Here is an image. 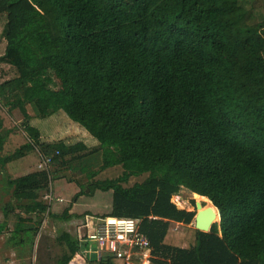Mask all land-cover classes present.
I'll use <instances>...</instances> for the list:
<instances>
[{
    "label": "trees",
    "instance_id": "obj_1",
    "mask_svg": "<svg viewBox=\"0 0 264 264\" xmlns=\"http://www.w3.org/2000/svg\"><path fill=\"white\" fill-rule=\"evenodd\" d=\"M1 15L0 62L16 75L0 82V103L21 110L28 141L0 166L34 148L50 158L44 168L4 176L0 233L15 215L12 245L31 243L36 231L22 213L77 216L71 204L51 212L40 193L67 177L60 169L76 174L97 164L74 201L111 190L101 219H134L149 240L150 264H264L263 16L251 21L243 0H0ZM28 104L38 118L63 111L91 137L43 141ZM117 165L119 175L94 178ZM182 188L199 209L219 210L209 231L171 201ZM56 241L65 248L53 264L74 256L122 264L98 255L88 234L60 230Z\"/></svg>",
    "mask_w": 264,
    "mask_h": 264
},
{
    "label": "rangeland",
    "instance_id": "obj_2",
    "mask_svg": "<svg viewBox=\"0 0 264 264\" xmlns=\"http://www.w3.org/2000/svg\"><path fill=\"white\" fill-rule=\"evenodd\" d=\"M246 9L250 11L251 21H259L260 17H264V0H243ZM4 23V15L0 16V55L3 53L5 40L1 37V30ZM16 75L15 69L6 63L0 62V82ZM58 88L57 84H54ZM26 111L30 116L29 122L36 126L41 132L43 141H53L64 139L74 141L79 138H90L91 135L86 128L81 127L78 123L73 122L63 111H58L55 114L46 118H38L31 105H26ZM0 118L2 127L0 132L8 130L2 147L0 148V158L8 153H11L21 144L28 141L27 135L23 130L24 116L20 109H9L0 103ZM93 140H95L93 138ZM42 156L39 151L34 148L28 151L23 157L9 161L4 166H0V222L3 220V205L8 200L9 195L2 188V183L5 174L12 177L24 174L33 170L44 168L42 165ZM49 166V165H48ZM47 166V167H48ZM98 167L95 164L93 167H88L84 172L73 174L69 170L60 169L59 172L64 173L67 177L52 178L51 189L44 190L40 193V199L45 203H50V211L55 214H60L64 208L71 204L69 212L77 216L64 220L59 217H48L41 215L40 220L33 215H25L22 217L26 226H32L36 229L33 231L32 240L26 241L23 246L12 245L8 241L11 229L16 220L15 215H11L8 219L7 228L0 233V264H53L54 260L63 252L64 245H60L56 241V234L60 230H67L71 234L83 236L93 231L97 222L100 221L101 215L110 211L112 192L96 190L92 195H79L74 201V194L81 188L79 183H86L90 178L87 172L94 171ZM121 167L111 166L105 170H101L94 175V178H108L119 175ZM72 173V174H71ZM75 176V177H74ZM146 174L130 177L126 183L130 185L135 181H141ZM68 177H72L73 181H69ZM77 182V183H76ZM52 196V200H50ZM58 198V199H56ZM196 198L191 192L182 188L178 194L171 196V201L179 208L193 210L195 208ZM94 216H97L96 218ZM94 219H96L94 221ZM39 220V221H38ZM219 218L216 220L218 222ZM190 225L194 226V220ZM170 226L176 228L181 226L180 223L171 221ZM21 235V234H20ZM96 247V246H95ZM102 252V251H101ZM100 252V253H101ZM98 253V249H97ZM79 258V257H78ZM73 263L81 258L73 257Z\"/></svg>",
    "mask_w": 264,
    "mask_h": 264
},
{
    "label": "built area",
    "instance_id": "obj_3",
    "mask_svg": "<svg viewBox=\"0 0 264 264\" xmlns=\"http://www.w3.org/2000/svg\"><path fill=\"white\" fill-rule=\"evenodd\" d=\"M49 160V157L42 159L40 165L45 167ZM96 224L88 233V240L96 244L98 255L111 254L120 258L122 264H150L149 240L137 230L134 219L107 216ZM73 261L69 264H80L79 260Z\"/></svg>",
    "mask_w": 264,
    "mask_h": 264
},
{
    "label": "water",
    "instance_id": "obj_4",
    "mask_svg": "<svg viewBox=\"0 0 264 264\" xmlns=\"http://www.w3.org/2000/svg\"><path fill=\"white\" fill-rule=\"evenodd\" d=\"M211 203V202H210ZM201 207V203L195 200V208L196 212L193 217L194 220V228L201 230V231H209L213 222L216 221V213L213 208L216 209L218 218H220L219 210L212 205L206 206L205 208L199 209ZM199 209V210H198Z\"/></svg>",
    "mask_w": 264,
    "mask_h": 264
}]
</instances>
